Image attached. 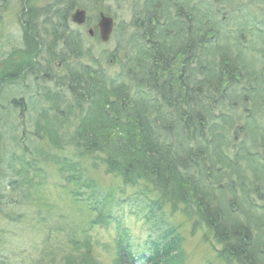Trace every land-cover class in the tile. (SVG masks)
<instances>
[{
    "label": "rangeland",
    "instance_id": "obj_1",
    "mask_svg": "<svg viewBox=\"0 0 264 264\" xmlns=\"http://www.w3.org/2000/svg\"><path fill=\"white\" fill-rule=\"evenodd\" d=\"M75 1L74 5V0H35V2L0 0V264H114L117 231H128L137 244V251L143 254L150 239L148 230H152L150 232L156 238L162 229L172 239L181 234H179L182 237L181 248L186 257L184 264H229V261L227 259L225 261L223 255H220L223 248L215 241V231L208 230L205 226L203 229H198L197 222L209 216L216 218L220 214L224 218L221 212L224 198L231 207V213L234 212L232 201H238L233 207L240 211L242 204L240 201L242 196L244 197L240 185L244 183L246 186L255 187L257 183L253 180L261 181V178H264V165L256 158L257 155L264 157L263 150H252L251 154H255V157L249 155L246 158L247 164L236 156L243 153L240 148L243 140L251 145H264V33L260 36L254 34V29H264V0H233L232 2L230 0H169L170 3L165 0V4H169L171 10L175 8V11L179 10L177 14H185L187 18H189L188 12L196 8L200 15V6L213 8L206 9L209 19H206V24L209 27L216 25L225 29L219 42L220 47L225 48L227 42L236 45L235 48H229L234 51L233 55L215 54V64L207 66V74L202 75L203 77L198 74L184 75L179 78V82L176 80L179 84L177 91L180 90L178 93H182L181 98L188 95V90L197 88L193 81L201 82L196 94L201 99L200 106L204 110L191 109L200 113V118L209 117L207 111L208 108L213 111L212 106L220 108L229 104L233 106L232 112L239 117L238 128L249 124L252 126L247 132L237 127L236 130L226 128L223 142L218 132L228 125L219 120L207 119L208 122L205 121L200 126L203 133L189 132L192 134L189 136L193 140L191 148L195 153L194 161L203 165L202 173L206 179L203 181L206 186L203 185L205 194L193 190L194 179H190L191 177L187 175L186 190L189 192L187 200L178 204L180 208L176 212H171L173 206L167 201V195L162 194L159 188L156 187L152 192L140 191L141 199H138L133 195L136 193L133 187L126 186L120 176L107 172L105 165H100L97 169L89 168L85 177L94 182L98 192L103 190L108 193L113 189L116 196L126 199L123 206L113 208L109 222L92 226L90 224L92 218H89L86 207L80 201L73 199L69 189L71 187L64 180L61 172L63 164H57V161L63 162L66 158L68 160L74 158L76 151L72 139L77 134L82 117L80 106L73 102L74 94L67 91L69 85L65 86L64 90L61 89V85L62 81L68 83L70 76L68 69L73 65L71 61L82 64L84 66L82 72L88 76L91 71L98 68L105 70L106 74L110 73L109 77L122 75L120 63L126 62L127 66L126 56L129 50L127 45L130 37L137 31L134 22L137 23L140 19L139 11L144 8L148 0ZM47 2L58 5L61 12L68 9L69 12H65L69 13L68 20L72 21L70 26L76 29L75 33L67 35L68 31H62L63 29L60 28V35L56 40L54 33H50L52 27L50 22L61 19L56 17L55 8H51L52 6L48 8ZM39 3H44L45 6L36 18L40 20V24L35 31L38 34H35L33 28L23 23L24 15L20 13V9L24 4L36 7ZM156 3L159 4V0ZM160 4L163 6V3ZM78 7L88 10L90 21L81 24L72 19ZM101 10L114 20L108 41H102L98 35L97 37L90 33L91 28L94 29V33L98 30L95 26L101 18ZM135 17H137L136 21L133 22ZM239 23L248 27L246 34L238 33ZM60 27L64 28L62 24ZM236 49L242 51L237 52ZM243 53L246 54L237 60V57ZM201 54L205 58H213L206 51L202 50ZM260 54L262 57L259 56ZM199 56L200 52L192 57L196 60ZM233 57L236 59L231 63L235 72L234 86L222 89L223 85L229 82L218 72L223 68L225 61ZM245 57L247 61L244 60ZM250 58L251 67H249ZM242 62L246 63L245 69L242 67ZM73 73L76 72L72 71L71 74ZM89 78L81 82L80 86L94 87L96 83H93L90 76ZM75 82L73 87H77ZM216 85L220 86L216 87ZM251 85L258 87L260 91L253 90L250 88ZM36 87V91L44 93L40 95L43 97L38 103L33 101L32 94H29ZM125 89L127 92H137L136 87L130 83ZM220 89L222 91L217 92ZM223 91L226 92L222 94ZM232 91H234L233 97L240 99L238 103L228 102ZM57 92L58 94L55 95ZM9 93H13L12 100H5ZM65 93L69 97L63 100L69 103L59 106L55 99L61 98L62 94L66 95ZM64 95L63 97H66ZM35 103L44 109L41 111L43 114L59 116L54 120V125L60 134L51 128L54 133L48 136L44 133V129L38 128L37 124L40 123L38 121L41 120L40 124L43 126L48 123L43 119L45 116L41 112L34 111ZM134 106L137 108L142 104L139 102ZM122 109L128 113L135 112L130 106H124ZM222 113L227 121H234L226 110ZM230 114L233 116L231 112ZM222 144L231 146L225 150ZM8 154L10 157L11 154L13 155L11 159L15 163L8 162ZM210 156L213 163L207 161ZM253 158L256 166L250 165ZM222 159L228 163V166L230 164L236 166L240 172H231L229 167L221 168L219 163ZM85 162L89 163L88 160ZM9 163L14 165L12 170ZM198 173L197 169L190 172L196 179ZM228 173H231V177L227 175ZM13 182L17 183L14 187L11 186ZM232 182L237 185L238 193L235 196L228 191ZM262 187L264 188L263 182ZM143 189L145 188L142 187L141 190ZM87 191L91 192V190ZM122 191L124 194H121ZM261 191L262 188L256 194L251 193L250 199L255 198L256 202L264 204V193ZM260 195L263 198L258 200L257 197ZM175 198L179 199L180 196L176 195ZM249 201L246 204H249ZM143 202L162 203L156 205L160 208V212L158 211L156 219H152L149 223L143 217L147 212ZM203 204L207 205L203 206ZM182 208L189 213L183 212ZM238 211L237 213L240 214ZM260 215L263 217L264 213ZM260 221H263V218ZM88 223L90 231L85 232L83 227L88 228ZM173 225L178 228L179 233L171 231ZM84 241L90 244L82 243ZM179 250L180 247L174 249L172 255L178 256ZM235 264L239 263L235 261Z\"/></svg>",
    "mask_w": 264,
    "mask_h": 264
},
{
    "label": "trees",
    "instance_id": "obj_2",
    "mask_svg": "<svg viewBox=\"0 0 264 264\" xmlns=\"http://www.w3.org/2000/svg\"><path fill=\"white\" fill-rule=\"evenodd\" d=\"M232 1L233 0H230V2ZM156 2H158V0H148L145 3L142 13H137L140 17L137 22L152 25L154 19H157V13H160L164 22L162 27L165 28L166 31L163 32V35L149 33L141 36L140 31L136 29L138 34L136 31V34L130 37L127 45L129 46V50L126 61L128 63V70L131 69L130 71L124 67V64L120 63L122 75L114 76L115 74H113L114 77H109L110 73L106 74L104 72L105 70L103 71L101 68H98L97 70L91 71L89 74L93 79V83H96V85L91 88H86V86H80L81 82H85V79L89 78L86 73L82 72L84 66L76 61H71L73 64L72 68L68 69V75H70L69 77H71L73 81H76L74 82L77 83V87H73V82L67 83L66 86L69 85L67 91L74 94L73 99L75 100L73 102L77 104V106H80L79 108H81L82 112L80 115H82V117H80L81 121L77 128V134L74 135L72 139V142H75L74 151H76L74 153V158L69 160L66 158L63 162L57 161V164H63L61 172L63 173L64 180L66 184L71 187L69 189L73 199L80 201V203L86 207L89 218H92L90 221L91 226L98 223L109 222L113 208L123 206L126 199L116 196L113 189L108 191V193L103 190L98 192L94 182L85 177L89 168L97 169L100 165H105L107 172L120 176L122 182L125 183L126 186L133 187L136 191L133 195L138 199H141L140 191L146 192L149 190L152 192L156 187L159 188L162 194L165 193L167 195V201L173 206L171 212H176V210L180 208L178 204L185 203L187 200V193H189L186 190L188 186V180H186L187 175L191 177L190 179H194L195 186L193 190L200 192V194H205L203 189L205 184L203 181H206V179L202 173L203 165L201 163L196 164L194 161L195 153L193 148H191L193 140L189 136L192 134H189V132L193 133L196 131L197 133H203L200 126L205 121L208 122L207 119L211 121L212 119L219 120L228 125L218 132L223 142L226 137L224 133V130H227L226 128L236 130V127H240V122L234 120L235 114L232 112L229 105L224 107L220 106V108H214L212 106L214 109L213 111L208 108L209 111H207V116L209 117L206 118H200V113L198 114L191 110L192 108L200 109V102L197 100L199 98L196 94V90L201 85V82L193 81V84H195L197 88L187 91L188 97L194 98L192 104H186V98L182 99L181 93H178L180 90L177 91V85L179 84L176 83V80L179 82V78H182V76H195L196 74L202 76L207 74V66L215 64V54H234V51L229 49L236 47L234 43L227 42L224 45L225 48L220 47L219 42L225 33V29L216 25H211V27H209L206 24V19L209 20L207 18L208 14H206V9L213 8L208 6H203L201 8L200 6V15L197 8L189 11V18L191 20L188 18V23L185 25L186 27H178L172 25L171 17L173 15L174 17L177 16L176 14L179 10L175 11V8L171 10L170 5L165 4V0H159L160 3H163V6L159 3L160 7L156 5ZM46 5L48 8L51 6V8H55L56 11L54 13L56 17L61 19H57L58 21H66L68 19L67 14L69 13L65 12L68 11V9L61 12L56 4L47 2ZM51 8L49 11H51ZM25 9L27 8L25 7ZM28 9H32L33 12L36 11L32 6H28ZM31 12L32 11H26L22 13L24 15L23 19L36 20L34 16H38V13L36 12V14H34ZM137 17L133 19V22L136 21ZM158 20L161 19L158 18L157 21ZM241 24L242 23H239V26L237 25L238 33L246 34L248 27ZM59 30V26L55 25V23L54 25L52 24L50 33H54L53 36L56 37V40H58L57 37L60 35ZM254 30L255 36H260L264 33V29ZM228 31L229 28L227 29V32ZM201 40H205L208 43L203 48L201 47ZM65 46L68 47L67 45ZM207 47L217 48V50L209 51ZM202 50L206 51V53L210 54L213 58H205L201 54ZM238 50L240 49H236L235 51L238 52ZM241 51L242 50H240V52ZM199 52L200 56L195 60L192 56ZM245 54L246 53H243L238 56L237 60ZM259 56L262 57V54ZM232 59L226 60L223 68H220L218 72L220 73L219 75L222 74V78H225L229 82V84L223 85L222 89L234 86L235 72L233 71L234 68L231 66V63H234L236 59L234 57ZM244 60L247 61V57H245ZM249 62V67H251V58ZM226 65L229 67L227 68ZM242 67L245 69L247 67L246 63H243ZM72 71L76 73L71 74ZM128 83L136 87V93L127 92L128 88L125 89V86ZM219 86L220 85H216V87ZM155 88H157V90H155ZM250 88L253 90L258 89V87L254 85H251ZM222 89L217 92H221ZM36 90L37 87L29 94H32V100L38 103L43 97L40 95L44 93ZM258 91H260V89H258ZM224 92L226 91H223L222 94H224ZM231 93L228 102L232 104L235 102L238 103L240 99L233 97L234 91ZM11 95L13 96V93H9L7 98L5 97V100L11 99ZM45 99L49 100V98ZM139 102H141L142 106L136 108L134 105ZM124 106L132 107L133 111H135L134 114L132 111L129 113L124 111L122 109ZM43 110L44 109H42L39 104L35 103V112H41ZM224 110L229 113V116L234 121L229 122L225 116L221 115ZM230 112L233 116H231ZM44 115L45 118L43 119L47 120L48 124L45 123L43 126L40 124V120L38 121L40 123L37 124L38 128L44 129V133L48 136L54 133L53 130L60 134V131L57 130L54 125V120L58 119L59 116L56 114L51 116L49 113ZM251 126V124L247 126L243 125L238 129L247 132ZM51 128H53V130H51ZM222 145L225 150L229 149L231 146H227L226 144ZM240 148L243 150V153L240 155L236 154V156L237 158H241L240 161H245L246 164V158H248L249 155L255 157V154H251L253 153L251 152L252 150L261 149L264 151V145H251L244 140L240 143ZM11 157H13L12 154ZM11 157L8 154V162L13 161ZM256 158L264 165V157L257 155ZM72 159L77 160V162ZM85 160L89 161V165ZM211 160L213 159L210 156L207 161L212 162ZM12 163L15 162L13 161ZM219 165L221 168L229 167V171L231 172H240L236 166L232 164L228 166V163L223 159ZM250 165L256 166L255 158L250 161ZM13 167L14 165L11 164L10 170H12ZM194 169L199 171L198 175L196 174L197 179L190 174ZM182 171L184 173H182ZM227 175L231 177V173ZM257 179H259V177ZM253 182L257 183L255 187L251 185L246 186L240 181V183H242L240 185V190L244 195L240 201L242 203H240V211L233 207L238 204V201H232V209L234 212L232 211L231 213V207L224 198L221 206V212L224 214V218L220 214V216L217 215L216 218L209 216L197 222L198 229H203V226H205L206 229L213 232L215 231V241L220 243L223 248L220 255H223L224 260L226 261L227 259L229 264H235V261L239 264H260L264 262V215H262L263 217L260 215L264 213V204L256 202L255 198L250 199V194H256L261 188V192L264 193V188L262 187L264 178H261V181H255L254 179ZM16 184L17 183L13 182L11 186L14 187ZM236 186L237 185L232 182V185L228 187V191L234 194V196L238 193ZM123 187L125 188L124 185ZM142 187L146 190H141ZM87 190H91V192ZM121 194H124V191H122ZM176 195H179L180 198H175ZM257 198L259 200L262 199L263 196L260 195ZM197 199L199 200V198ZM248 200H250L249 204H246ZM151 203L143 202V206L147 209L143 217L146 219L147 223L152 219H156V214L158 211L160 212V208H157L156 205H162L161 202ZM204 205L207 204H203V206ZM185 211L189 213L188 210L184 209L183 212ZM237 211L240 212V214H238ZM143 212L144 211H142V213ZM262 218L263 221H260ZM90 224L88 223V228L83 227L85 232L90 231ZM148 231L151 233L150 231L152 230ZM163 231L162 229L161 232H158L155 239L153 235L151 240L147 241V247L144 248L145 252L141 255H139L138 252L140 251H137V244L132 240L128 231H117L116 257L114 264H184L186 257L181 248L182 237L178 232V228L174 225L171 226L172 232L175 233L177 231L180 234H178L175 239L170 238V236L166 235V232ZM171 231L169 232L172 233ZM82 243L86 242L84 241ZM86 244L89 245L90 242ZM178 247H180L178 256H173L171 252Z\"/></svg>",
    "mask_w": 264,
    "mask_h": 264
},
{
    "label": "bare ground",
    "instance_id": "obj_3",
    "mask_svg": "<svg viewBox=\"0 0 264 264\" xmlns=\"http://www.w3.org/2000/svg\"><path fill=\"white\" fill-rule=\"evenodd\" d=\"M25 11H32L31 13H34V14H36V12L37 11H35V12H33V10L32 9H26ZM81 10L79 9V10H77L75 13H77V12H80ZM34 16V15H33ZM104 16H106V17H111L110 15H108V14H104ZM34 17H36L37 18V16H34ZM157 19L159 18V19H161V20H158L157 21V19H154V21H153V23H152V25H147V24H145V23H143V22H137V23H135L134 24V27L136 28V29H138L139 31H140V33H141V36H144V35H146V34H149V33H152V34H159V35H163V32H165L166 31V29L165 28H163L162 27V25H164V22H163V18H161V14L160 13H157ZM112 18V17H111ZM113 19V18H112ZM84 21H85V19H83ZM101 21H102V18H100L99 19V22H98V24H97V26H95L96 27V29H98L97 31H96V33H95V35L97 36H99L100 37V39L102 40V41H108V40H110V37L111 36H109L107 39H103V34H102V26H101ZM171 23H172V25L173 26H178V27H186L185 25L188 23V18H187V16L185 15V14H177V16H175V17H171ZM92 31H94V29L93 28H91L90 29V33L92 34ZM137 34H138V31H137ZM111 35V34H110ZM97 36V37H98ZM208 43L205 41V40H201V47L203 48L205 45H207ZM207 49L209 50V51H211V50H217V48H213V47H207ZM168 50V49H167ZM219 51V50H218ZM124 67L125 68H127V70H128V63H127V66H126V62H124ZM226 67L228 68L229 66L228 65H226ZM131 69H129L128 71H130ZM68 83H71V82H74L70 77H68V81H67ZM65 86H66V81H62V85H61V89H65ZM155 90H157V88H155ZM58 94V92L57 93H55V95H57ZM66 94V93H65ZM182 94V93H181ZM63 95L64 94H62L61 95V98H58V99H55V97H54V99L57 101V103H58V105L59 106H65L66 105V103H69L68 101H64L63 99H66L67 97H69V95L67 96V94L66 95H64V96H66V97H63ZM186 99H185V103L186 104H192L193 103V101H194V98H192V97H188V95L185 97ZM198 101H201V99H197ZM229 105V104H228ZM230 107H233V106H231V105H229ZM235 109V108H234ZM200 110H204V108L203 107H201L200 106ZM41 114H43L42 112H41ZM235 114V113H234ZM44 115V114H43ZM45 116V115H44ZM234 120L236 121V122H239V117L238 116H236V114H235V116H234Z\"/></svg>",
    "mask_w": 264,
    "mask_h": 264
},
{
    "label": "flooded vegetation",
    "instance_id": "obj_4",
    "mask_svg": "<svg viewBox=\"0 0 264 264\" xmlns=\"http://www.w3.org/2000/svg\"><path fill=\"white\" fill-rule=\"evenodd\" d=\"M30 1V0H29ZM34 2H35V0H33ZM169 1V0H168ZM27 2H28V0H27ZM75 3H76V1L74 0V5H75ZM44 3H39L38 4V6H36V7H33L36 11H37V13L39 14V13H41L42 12V8H43V6H45V5H43ZM29 6H31V4H28ZM156 5L157 6H159V4L158 3H156ZM155 5V6H156ZM54 6V5H53ZM58 6V5H57ZM25 7L28 9V6L26 5V4H24L22 7H21V11H20V13L22 14V13H25L26 11V9H25ZM174 8V7H173ZM24 9V10H23ZM82 10V7H78L76 10ZM23 10V11H22ZM136 10V9H135ZM83 11H84V19H85V21L84 22H82V23H86V22H88V21H90L91 19H89V15H88V10L87 9H85V8H83ZM142 11H143V8H142V10L141 11H139V13L141 14L142 13ZM19 13V14H20ZM101 13H102V10L100 11V15H101ZM37 14V15H38ZM73 16V15H72ZM72 18V17H71ZM25 22V23H24ZM72 22V21H71ZM71 22L67 19L66 21H52V22H50V24L52 25V24H54L55 23V25H57V26H59V28H61V29H63L62 31H68V34L67 35H69V34H73V33H75L76 32V29L75 28H73L72 26H70L71 25ZM23 23L24 24H26L25 26H27L28 25V27L30 26V27H32L33 28V33H35V34H38V33H36L35 31H36V28L37 27H39V24H40V20H24L23 19ZM81 23V24H82ZM60 24H62L63 25V27L64 28H62V27H60ZM61 29L59 30V31H61ZM96 32V31H95ZM92 34L93 35H95V33H94V31H92ZM91 34V35H92ZM67 35H66V38H67ZM37 37H39V35H36Z\"/></svg>",
    "mask_w": 264,
    "mask_h": 264
},
{
    "label": "water",
    "instance_id": "obj_5",
    "mask_svg": "<svg viewBox=\"0 0 264 264\" xmlns=\"http://www.w3.org/2000/svg\"><path fill=\"white\" fill-rule=\"evenodd\" d=\"M101 18H102L101 26H102L103 39H107L112 33L114 21L111 17L104 16V14L101 15ZM83 19H84V11L77 12L73 16V20L77 22H83Z\"/></svg>",
    "mask_w": 264,
    "mask_h": 264
}]
</instances>
